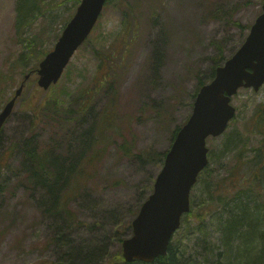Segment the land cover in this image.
<instances>
[{
    "label": "rangeland",
    "instance_id": "rangeland-1",
    "mask_svg": "<svg viewBox=\"0 0 264 264\" xmlns=\"http://www.w3.org/2000/svg\"><path fill=\"white\" fill-rule=\"evenodd\" d=\"M48 1L46 16L37 13L32 26L20 34L15 28L16 0H0V76L6 80L2 85L5 100L27 72L23 68L27 70L35 61L29 53L34 51L30 41L20 37L33 36L36 48L49 52L77 7L74 0H44ZM261 4L262 0H114L103 8L87 41L75 51L56 84L43 90L37 76L29 78L0 132V264H124L114 256L121 251V241L132 235L127 224L152 191L173 142L171 132L189 118L200 80L209 79L213 68L241 47L261 13ZM124 24L129 26L127 33ZM101 50L110 54L117 92L106 83L78 117L77 107L84 103L81 89L103 72L98 67ZM112 92L116 96L110 105L113 131L104 134L105 146L98 149L90 176L72 196L69 218L53 209L52 190L60 182L52 188L26 181L23 143L31 135L38 137L42 147L55 140L54 154L67 157L66 166L88 143V127L109 106ZM44 97L56 98L61 111L47 110L33 118L29 105ZM231 104L235 116L222 135L207 139L208 157L211 150L219 152L229 130L250 138L248 155L259 141L258 133L246 130L255 105H264V84L257 91L240 88ZM127 145L130 153L125 151ZM228 158L214 167L219 175H228ZM244 176L240 173L237 188L227 195L230 200H224L232 205L234 195L243 188L251 204L264 209V200L257 197L258 191L264 195V187L255 190L251 183L242 185L249 180ZM200 190L198 182L191 188L194 204L208 200L200 196ZM210 240L216 252L224 250L218 233ZM262 241L254 246L256 250L264 247ZM183 242L192 253L191 261H199L196 250H201L203 239L188 234ZM238 242L233 241L230 257L222 252L221 264L234 263Z\"/></svg>",
    "mask_w": 264,
    "mask_h": 264
},
{
    "label": "trees",
    "instance_id": "trees-1",
    "mask_svg": "<svg viewBox=\"0 0 264 264\" xmlns=\"http://www.w3.org/2000/svg\"><path fill=\"white\" fill-rule=\"evenodd\" d=\"M79 1L74 0L75 5ZM113 1L107 0L105 6ZM16 3L15 28L17 33L20 34L32 26L37 17V13L46 16L50 8V2L48 1L46 4L44 0H16ZM66 21L65 19L63 23H66ZM123 26V30L127 33L129 26L126 24ZM126 37L128 36L126 35ZM20 38L27 39V42L30 41L29 45L34 49V51H30L29 53L32 55L31 57L35 58V61L27 70L25 69L26 67L23 68V72L28 71L30 73V79L34 80L37 64L46 52L36 48L33 36L30 38ZM109 55L105 50L98 52V57L100 58L98 67L103 69V72L101 75H95V78L91 80L92 83L89 85L86 84L81 89L80 94L84 96V103L82 102L78 105L75 113L76 116H81L83 111L87 109L93 94L104 87L106 83L110 84L111 89L114 88L115 93L117 92V82L114 79L115 70L113 69ZM216 67L213 68L209 79L200 80L199 87L212 79ZM22 78L23 76L20 82ZM5 82L6 80L1 75L0 106H3L9 99H4L5 93L2 85H6ZM25 83L26 87L28 82ZM115 93L112 92L110 96L109 106L103 109L99 118L88 127V143L81 150V153H78V156L66 166L65 160L67 157H62V154H54L55 149H53V145L56 142L55 140L50 142L48 147H42L40 146L38 137L31 135L23 143L24 164L25 162L28 163L25 168L26 181L31 180L34 184H41L52 188L60 182V186L52 190V205L55 211H63L69 218L73 216L68 208L72 196L81 189L85 181L84 178L90 176V171L92 170L90 166L96 163L97 151L105 146L102 141L104 134L113 131L114 113L110 105L116 100ZM195 96L196 94L193 95L194 98ZM29 107L33 113V118H37L38 115L47 110H53L55 112L61 111L54 97H44L40 101L31 102ZM252 119L250 129L246 131L251 130L260 135L258 143L251 149L252 153L248 155L246 150L250 138H244L241 134L234 131V129L224 134L219 152L210 151L209 163L200 172V177L197 179V182L201 185L200 196H204L208 200L206 203L201 201L200 203L194 204V202H191L190 210L181 218L179 228L181 232L178 237L172 238L166 254L157 257L151 263L138 261L126 263L121 255V251L118 250L116 256H114L117 260L123 261L124 264H221L222 252L225 253L224 255L227 258L230 257L233 241L236 242L237 240L239 241L236 248L237 256L232 264H264V247L259 250H256L254 247L261 240H264V209L257 204L252 205L250 194L243 188L234 195L232 205H229L228 200H224H230V197L227 195L237 188L236 178L238 180L242 172L245 174L244 177L248 178L249 176V180H244L242 185L245 184L244 182L251 183L255 190L264 187V105H255ZM178 129L176 128L171 132L172 140L175 138ZM130 149V145L125 147V151L128 153H130ZM225 156L229 157L226 164L228 166V175H219L217 170H215V166ZM257 197L260 200H264V195L259 191ZM127 226L130 228L131 225L129 222ZM196 231L198 232L196 233ZM216 233H218L219 239L223 243L222 247L224 248V250L218 252H216L215 246H212L215 242L210 240ZM188 234H197L201 237V240L203 239V242H200L201 250H196L200 254L199 261H191L192 253H188L183 242L184 237ZM262 242L264 243V241ZM185 258L188 260L181 262ZM109 261H111V258Z\"/></svg>",
    "mask_w": 264,
    "mask_h": 264
},
{
    "label": "water",
    "instance_id": "water-1",
    "mask_svg": "<svg viewBox=\"0 0 264 264\" xmlns=\"http://www.w3.org/2000/svg\"><path fill=\"white\" fill-rule=\"evenodd\" d=\"M107 0H80L51 51L38 63L37 85L47 90L61 77L77 48L93 29ZM30 74L24 76V81ZM24 81L0 110V131L21 95ZM264 83V0L241 47L215 69L202 85L192 112L177 131L156 175L153 190L131 222L132 235L123 239L126 262H153L165 255L181 217L190 210V191L208 164L206 139L224 133L235 115L231 96L241 87L257 91ZM1 174V171H0Z\"/></svg>",
    "mask_w": 264,
    "mask_h": 264
}]
</instances>
